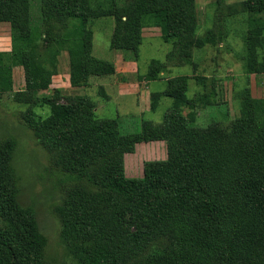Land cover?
<instances>
[{
    "label": "trees",
    "instance_id": "1",
    "mask_svg": "<svg viewBox=\"0 0 264 264\" xmlns=\"http://www.w3.org/2000/svg\"><path fill=\"white\" fill-rule=\"evenodd\" d=\"M32 22L29 0H0V23L10 26L8 52H0V92L12 87V69L21 67L28 92L46 90L55 67L40 63L38 42L56 23L64 30L53 40L66 51L69 84L79 88L87 77L112 75L114 65L92 55V20L112 17L109 47L137 59L142 30L156 27L172 50L167 62L191 65L193 52L218 48L226 21L256 13L255 73L264 74V0L227 4L214 0L210 27L197 35L196 0H41ZM58 36V37H57ZM246 36H244V42ZM166 65L151 60L143 76L155 81ZM245 71V62L242 63ZM237 91L239 113L226 127L195 124L194 110L210 103L189 100L185 78L168 81L163 96L171 106L160 124L142 121L136 134L122 135L116 119L99 118L89 98L75 105L34 99L50 106L32 116L35 138L71 182L61 208L62 240L75 251L76 264H264V98L251 95L250 79ZM201 82L204 76H195ZM174 82V86H173ZM160 94V93H159ZM159 94L150 96L149 109ZM183 109L189 110L183 113ZM164 141L166 159L143 164L140 178L124 175L123 156L138 143ZM16 142L0 141V264H48L46 239L34 210L20 205L11 165ZM154 250V252H150Z\"/></svg>",
    "mask_w": 264,
    "mask_h": 264
},
{
    "label": "rangeland",
    "instance_id": "2",
    "mask_svg": "<svg viewBox=\"0 0 264 264\" xmlns=\"http://www.w3.org/2000/svg\"><path fill=\"white\" fill-rule=\"evenodd\" d=\"M213 1L196 0V13L200 25L197 35H202L210 27L207 15L211 14L212 18ZM239 1L241 0H226V3L233 4ZM29 2L31 20L37 23L41 18L43 4L41 0ZM123 2L125 0H117L118 4ZM237 19H228L231 21L229 25L227 24L225 48L207 46L193 52V61L196 65L194 68L191 65L174 66V63L167 62L166 57L172 50V45L161 40L160 31L156 27H146L142 30L136 60H133L129 53L110 49L114 19L104 17L88 23L92 32L91 52L94 57L114 65L115 71L112 75L87 77L81 87H71L68 55L66 51L59 49L53 40L57 34L61 37L67 30L56 23L48 27L46 38L43 36L35 50L40 63L51 67L53 61L55 75L52 76L48 88L28 92L23 69L21 67L12 69L11 89L0 92V141L12 138L16 142L11 165L16 178L17 198L20 205L34 210L38 228L46 239L44 255L48 264L77 263L75 251L61 237V208L66 192L79 182H71L67 173L53 164L43 142L35 138L32 116L47 115L50 106L34 107L27 94H32L34 99L48 98L51 104L63 105H75L81 98L87 97L92 102L97 117L116 119L119 133L129 135L140 130L142 121L153 124L162 122L164 114L171 106V99L163 96L172 89L168 87V81L184 77L188 99L196 101L204 96L210 103L205 108L194 110L195 124L198 127H205L214 122L226 127L238 116L237 91L245 83L242 74L245 24L241 21L242 17ZM10 48V26L6 22H1L0 52H8ZM151 60H158L166 67L157 80L146 82L143 76ZM196 75L204 76L201 81L204 86L198 85L200 81L194 79ZM252 76L251 95L254 98H264V74ZM152 94L160 95L154 111L149 109ZM188 112L189 110L183 109L184 114ZM165 159L164 141L138 143L132 153L123 156L124 175L128 179L140 178L145 162ZM4 232L5 227L0 222V235Z\"/></svg>",
    "mask_w": 264,
    "mask_h": 264
},
{
    "label": "crops",
    "instance_id": "3",
    "mask_svg": "<svg viewBox=\"0 0 264 264\" xmlns=\"http://www.w3.org/2000/svg\"><path fill=\"white\" fill-rule=\"evenodd\" d=\"M225 2H226V0H225ZM237 18H238L237 20H239V18H241V17H237ZM243 20H244V24H245L246 42L243 43V54H242V56H243V62H245V71L242 70V74L244 77L248 76L249 79H252L253 74H255L256 76L262 75V74L257 75L255 73L256 50H255V41H254V35L253 34H254V31L256 28L257 14L253 13V12L246 13ZM229 21H231V20L226 21V23L228 25H229ZM225 46H227L226 40H224L222 43H220L218 45V48L219 49L225 48ZM204 48H206V47H204ZM219 51H221V50H219ZM115 67H116V64H115ZM144 92H146V94H147V90H145ZM151 143H157V142H151ZM141 144H143V143H141ZM137 145L135 146V148L137 147Z\"/></svg>",
    "mask_w": 264,
    "mask_h": 264
}]
</instances>
